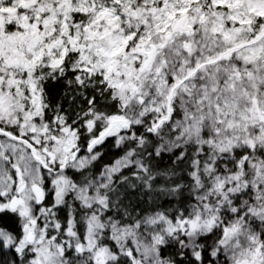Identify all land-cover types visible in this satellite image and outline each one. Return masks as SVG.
Here are the masks:
<instances>
[{
  "label": "snow or ice",
  "instance_id": "obj_1",
  "mask_svg": "<svg viewBox=\"0 0 264 264\" xmlns=\"http://www.w3.org/2000/svg\"><path fill=\"white\" fill-rule=\"evenodd\" d=\"M0 264H264V0H0Z\"/></svg>",
  "mask_w": 264,
  "mask_h": 264
}]
</instances>
